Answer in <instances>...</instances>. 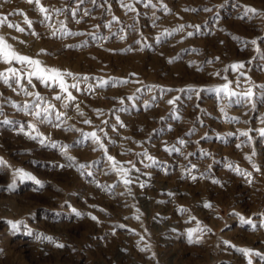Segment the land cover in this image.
<instances>
[{
  "label": "rangeland",
  "instance_id": "obj_1",
  "mask_svg": "<svg viewBox=\"0 0 264 264\" xmlns=\"http://www.w3.org/2000/svg\"><path fill=\"white\" fill-rule=\"evenodd\" d=\"M40 4L0 36L75 100L0 78V264H264V0Z\"/></svg>",
  "mask_w": 264,
  "mask_h": 264
},
{
  "label": "snow or ice",
  "instance_id": "obj_2",
  "mask_svg": "<svg viewBox=\"0 0 264 264\" xmlns=\"http://www.w3.org/2000/svg\"><path fill=\"white\" fill-rule=\"evenodd\" d=\"M27 2L28 3H35L37 5H40L39 10L42 13H47V11H48L46 8L43 7V5L40 4V0H27ZM80 2L82 3L83 0H80ZM93 2H95V0H93ZM125 7L129 8V10H134V9H132V6L131 5H125ZM250 11L255 12L256 10L255 9H250ZM20 14L23 15V13H20ZM85 15H87V12L85 13ZM25 23H27L28 26L31 27V22L29 20H27L26 17H25ZM3 25H7L10 28L11 27H15L16 30L17 31H20V32H23L24 31V28H21L19 25H13V24L8 23L6 16L0 17V26H3ZM53 35H55V33H53ZM189 35H192V33H189ZM252 43L255 44L256 42L255 41H252ZM0 61H3L6 64H11L13 61H15L17 63H21V64L27 65V66H29V67L32 68V71H28L26 73V76H25V73L21 72L18 69H13V68L7 69V72L8 73H11V77L8 76V75H6L4 72H0V78H2L5 83H7L10 78H15L17 81H20L22 79L27 78L28 79V83L30 84L31 83L30 77L35 76L38 79L44 80L45 82H48V81L57 82L58 85H59V87H60V89L64 93L67 94V99L68 100H75V97L72 96L71 92L68 91V87L69 86L66 84V82L63 79V76L65 75V73H61V71L58 70V69H45V68L41 67V64H40V61L39 60L32 59L31 57H28V56L19 55L18 53H16L12 49V46L7 43V41L4 39L3 36H0ZM231 67L235 70V69H238V68H242L243 67V64H239V65H235L234 64ZM66 75L71 76L72 73L68 72V73H66ZM85 79H87V78L85 77ZM102 83H105V82H102ZM71 87H74L75 88V87H78V86L75 85V84H73V85H71ZM261 87H264V86H261ZM222 91H225V92L228 91V85L227 84H225V86L222 89ZM25 94L26 95H31V93H28V92H26ZM229 95H234V93H229ZM244 95L246 97H248V98H252L253 95H254V93L252 92L251 89H249ZM37 98L39 99L38 94H37ZM60 98L61 97L59 95H57L55 97V99H57V100H59ZM169 103H172V101H169ZM25 107H27V105H25ZM37 107H38V105H37ZM52 107H53L52 105H49L48 108L44 109V111L47 112ZM77 109H79V106L78 105H77ZM35 115L36 116H40L41 113L40 112H36ZM5 123H8V121H5ZM85 123H90V121H85ZM262 123H264V121H262ZM258 131H259V133L262 136H264V128L259 129ZM89 135L94 140L99 141V137L96 136V133L93 132V133H90ZM241 135L248 136V132L241 133ZM41 142H43V141H41ZM180 143H184V141L181 140ZM53 146H55V145H53ZM101 147H103V144H101ZM237 147H239V145H237ZM172 150L175 151L176 149H172ZM108 159L110 161H113V166L114 167L118 163L111 156H109ZM148 159H152V158L151 157H148ZM246 159H249L250 160L251 157H246ZM5 163L6 162H4L2 158H0V165H3ZM80 167L81 168H84L85 165L82 164V165H80ZM134 167L135 166L133 165V168ZM120 171H121V174L123 176L127 177L128 170L120 169ZM257 171H259V169H257ZM16 172H17L18 175H20V177L22 179H35L34 177L28 175L27 173H24L22 170H19L18 169V170H16ZM89 175H90V173H89ZM246 175L250 176L251 173H246ZM193 179H195V177H193ZM36 183L39 184L40 182L37 180ZM124 183L125 184H129V183H131V181L129 179H124ZM205 206L206 207H210L211 205H205ZM76 214L79 215V213H76ZM92 218L93 219H96L95 217H92ZM243 222H245V223H251V221H243ZM12 227L13 228H16V224L13 223L12 224ZM44 238L45 239H48V240H51L52 239L51 237H44ZM57 246L58 247H64L63 244H59ZM241 251L247 252V250H245V249H241Z\"/></svg>",
  "mask_w": 264,
  "mask_h": 264
}]
</instances>
